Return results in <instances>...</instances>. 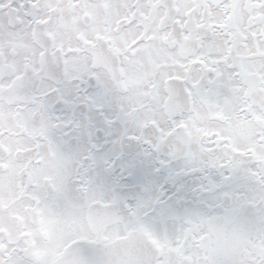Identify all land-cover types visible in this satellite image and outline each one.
<instances>
[{"label": "snow or ice", "instance_id": "obj_1", "mask_svg": "<svg viewBox=\"0 0 264 264\" xmlns=\"http://www.w3.org/2000/svg\"><path fill=\"white\" fill-rule=\"evenodd\" d=\"M0 264H264V0H0Z\"/></svg>", "mask_w": 264, "mask_h": 264}]
</instances>
